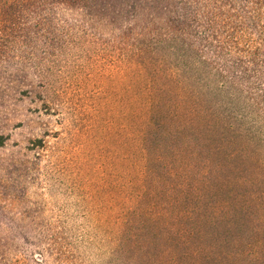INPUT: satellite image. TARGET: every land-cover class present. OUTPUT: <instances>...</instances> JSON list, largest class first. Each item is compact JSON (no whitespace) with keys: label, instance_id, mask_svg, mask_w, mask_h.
<instances>
[{"label":"rangeland","instance_id":"1","mask_svg":"<svg viewBox=\"0 0 264 264\" xmlns=\"http://www.w3.org/2000/svg\"><path fill=\"white\" fill-rule=\"evenodd\" d=\"M87 1L37 0L44 7L22 9L13 30L0 5V264H146L154 235L132 238L128 209L158 181L132 178L141 164L129 145L123 69L107 18ZM231 186L208 191L206 203ZM201 230L218 256L205 264H264L263 210L249 228L239 219ZM248 239L250 262L232 260Z\"/></svg>","mask_w":264,"mask_h":264},{"label":"trees","instance_id":"2","mask_svg":"<svg viewBox=\"0 0 264 264\" xmlns=\"http://www.w3.org/2000/svg\"><path fill=\"white\" fill-rule=\"evenodd\" d=\"M35 2L0 0L5 30L27 15L22 9L44 7ZM86 6L107 18L100 23L114 35L129 145L141 164L132 178L158 181L153 196L128 209L129 234L154 235L143 249L146 264L217 260L201 241V224L232 229L242 219L249 228L255 212H264V0ZM5 141L0 134V147ZM223 181L234 191L206 203ZM239 256L253 257L249 239L232 260Z\"/></svg>","mask_w":264,"mask_h":264}]
</instances>
